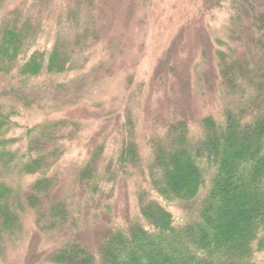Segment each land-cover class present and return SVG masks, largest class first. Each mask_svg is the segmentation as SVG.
<instances>
[{"label": "rangeland", "instance_id": "374dc122", "mask_svg": "<svg viewBox=\"0 0 264 264\" xmlns=\"http://www.w3.org/2000/svg\"><path fill=\"white\" fill-rule=\"evenodd\" d=\"M16 17L32 20L28 31L43 47L64 36L74 69L22 81L0 75V87L19 82L38 97L10 116L1 135L8 148L18 158L32 136L28 130L53 122L60 147L52 189L20 215L14 244L0 264H50L52 251L64 243L76 239L97 249L112 227L126 219L142 222L139 196L149 190L152 149L168 127L182 120L189 139L198 140L205 117L217 118L234 102H252L247 96L255 91L248 86L221 82L219 53L232 55L248 67L249 78L256 72V81L264 82V27L259 31L255 23L264 18V0H0V22ZM56 84L65 88L55 93ZM257 91L264 111V87ZM127 144L137 157L129 168L119 158ZM98 147V173L88 182L83 168ZM6 169L13 174L5 178L23 196L41 177ZM151 192L176 222L183 221L184 202ZM255 259L264 262V251Z\"/></svg>", "mask_w": 264, "mask_h": 264}, {"label": "trees", "instance_id": "16d2710c", "mask_svg": "<svg viewBox=\"0 0 264 264\" xmlns=\"http://www.w3.org/2000/svg\"><path fill=\"white\" fill-rule=\"evenodd\" d=\"M30 23L17 17L0 22V75L22 81L74 69V52L66 38L57 35L49 48L43 47L38 35L28 31ZM255 23L262 30L264 18ZM218 70L221 82L254 90V96H247L252 102H234L217 118L205 117L198 140L189 139L184 121L171 124L165 139L152 149L149 190L141 191L138 200L143 221L126 219L123 226L112 227L97 249L76 239L64 243L52 251L50 264H264L255 259L264 251V111L257 91L264 82L256 81L261 77L256 72L249 78L248 67L232 55L219 53ZM62 88L64 84H56L54 92ZM27 91L19 82L0 87V257L14 244L25 208L52 189L50 172L59 155L57 122L28 130L32 136L18 158L17 150L9 149L8 139L1 137L13 111L32 105L33 99L38 102ZM100 149L94 148L84 165L88 182L98 173ZM119 158L124 167H134L133 145H124ZM14 159L20 173L41 174L27 196L5 178L13 174L5 167L13 168ZM151 191L165 201L184 202L183 221L176 222ZM56 207H50L52 221Z\"/></svg>", "mask_w": 264, "mask_h": 264}]
</instances>
